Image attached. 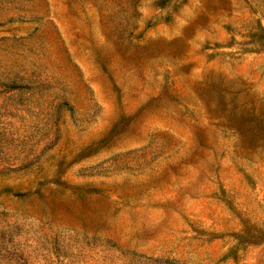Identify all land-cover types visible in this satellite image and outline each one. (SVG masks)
<instances>
[{"label": "rangeland", "instance_id": "rangeland-1", "mask_svg": "<svg viewBox=\"0 0 264 264\" xmlns=\"http://www.w3.org/2000/svg\"><path fill=\"white\" fill-rule=\"evenodd\" d=\"M0 264H264V0H0Z\"/></svg>", "mask_w": 264, "mask_h": 264}, {"label": "trees", "instance_id": "trees-1", "mask_svg": "<svg viewBox=\"0 0 264 264\" xmlns=\"http://www.w3.org/2000/svg\"><path fill=\"white\" fill-rule=\"evenodd\" d=\"M256 125H257V123H256Z\"/></svg>", "mask_w": 264, "mask_h": 264}]
</instances>
